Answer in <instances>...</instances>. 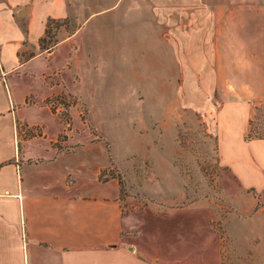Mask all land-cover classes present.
<instances>
[{
  "label": "rangeland",
  "instance_id": "1",
  "mask_svg": "<svg viewBox=\"0 0 264 264\" xmlns=\"http://www.w3.org/2000/svg\"><path fill=\"white\" fill-rule=\"evenodd\" d=\"M71 3L41 45L79 29L76 50L58 43L11 81L38 95L42 71L60 88L59 140L103 148L121 242L161 264H264V187L241 188L219 162L217 125L246 111L243 140L264 138V0Z\"/></svg>",
  "mask_w": 264,
  "mask_h": 264
},
{
  "label": "crops",
  "instance_id": "2",
  "mask_svg": "<svg viewBox=\"0 0 264 264\" xmlns=\"http://www.w3.org/2000/svg\"><path fill=\"white\" fill-rule=\"evenodd\" d=\"M69 5L0 0V264H161L121 242L127 220L116 180L100 179L108 163L103 148L73 135L59 140L64 118L45 104L59 85L42 71L38 95L20 94L12 84L13 76H33L32 60L52 57L58 43L76 42L79 29L53 48L40 43L49 20L73 15ZM247 118L242 110L218 114V157L241 188L258 190L264 138L243 140Z\"/></svg>",
  "mask_w": 264,
  "mask_h": 264
},
{
  "label": "built area",
  "instance_id": "3",
  "mask_svg": "<svg viewBox=\"0 0 264 264\" xmlns=\"http://www.w3.org/2000/svg\"><path fill=\"white\" fill-rule=\"evenodd\" d=\"M45 104L48 105L50 109L58 115V117H64L63 114L65 113V110L60 103V97L51 96L50 98H47Z\"/></svg>",
  "mask_w": 264,
  "mask_h": 264
},
{
  "label": "trees",
  "instance_id": "4",
  "mask_svg": "<svg viewBox=\"0 0 264 264\" xmlns=\"http://www.w3.org/2000/svg\"><path fill=\"white\" fill-rule=\"evenodd\" d=\"M41 41H42V38L40 39V43H41ZM42 46V45H41ZM43 47V46H42ZM0 166H1V163H0Z\"/></svg>",
  "mask_w": 264,
  "mask_h": 264
}]
</instances>
